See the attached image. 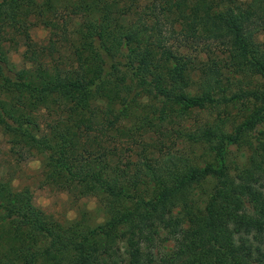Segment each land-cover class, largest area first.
I'll list each match as a JSON object with an SVG mask.
<instances>
[{
    "label": "trees",
    "instance_id": "16d2710c",
    "mask_svg": "<svg viewBox=\"0 0 264 264\" xmlns=\"http://www.w3.org/2000/svg\"><path fill=\"white\" fill-rule=\"evenodd\" d=\"M262 37L264 0H0V131L103 218L0 174V264H264Z\"/></svg>",
    "mask_w": 264,
    "mask_h": 264
},
{
    "label": "rangeland",
    "instance_id": "374dc122",
    "mask_svg": "<svg viewBox=\"0 0 264 264\" xmlns=\"http://www.w3.org/2000/svg\"><path fill=\"white\" fill-rule=\"evenodd\" d=\"M31 34L36 41H43L47 31L43 26L31 28ZM264 38V37H262ZM22 47L11 51L10 58L17 65L22 63ZM19 152L8 143L7 137L0 131V174L9 177L15 188L28 187L33 203L52 215L55 219L67 222L79 216L81 211L87 212L90 223L102 221V216L96 211L94 197L73 199L66 191H60L42 183L43 156L38 153L20 159Z\"/></svg>",
    "mask_w": 264,
    "mask_h": 264
}]
</instances>
